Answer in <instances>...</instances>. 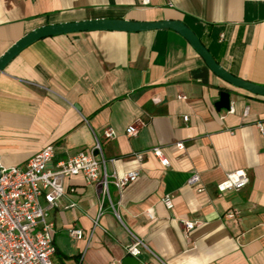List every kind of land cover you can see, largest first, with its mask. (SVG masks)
I'll return each mask as SVG.
<instances>
[{
	"label": "crops",
	"instance_id": "crops-1",
	"mask_svg": "<svg viewBox=\"0 0 264 264\" xmlns=\"http://www.w3.org/2000/svg\"><path fill=\"white\" fill-rule=\"evenodd\" d=\"M94 20L181 22L224 71L264 87V0H0V57L41 27ZM220 92L229 110L216 111ZM95 139L108 174L138 178L120 195L109 186L115 213L106 210L95 228L99 191L82 176L66 180L74 192L50 213L53 264H121L134 238L145 247L139 264H264V97L216 77L179 34L47 37L0 72V168L23 167L48 145L53 167ZM154 147L168 167L147 153ZM236 171L248 184L218 194ZM193 174L199 182L189 185ZM70 228L82 237L71 239Z\"/></svg>",
	"mask_w": 264,
	"mask_h": 264
},
{
	"label": "built area",
	"instance_id": "built-area-1",
	"mask_svg": "<svg viewBox=\"0 0 264 264\" xmlns=\"http://www.w3.org/2000/svg\"><path fill=\"white\" fill-rule=\"evenodd\" d=\"M182 119L186 121L187 117ZM259 130L262 132L261 126ZM125 133L127 136H135L137 128L129 126ZM113 136L111 130H107L104 134L105 138ZM175 146L182 149L181 143ZM147 153L157 159L162 167L169 166L168 159L159 148L154 147ZM53 156L54 149L48 145L27 159L23 167L0 168V264H53L54 224L50 221V213L67 193L74 192V189H67L66 180L82 176L85 184L92 185L99 191L97 212L92 221L95 228L106 210L115 213L109 186H113L120 195L138 178L137 171L122 176L115 173L108 174L97 139L91 149L77 151L51 167ZM134 157L141 161L143 154L138 153ZM198 182L197 174L191 175L187 181L189 185ZM247 184V175L243 171H236L226 174L225 178L216 185V191L218 194L239 191ZM203 190L199 187L197 192L201 193ZM161 202L168 210L172 209L169 197H164ZM73 206L70 204L66 208ZM148 216L152 218L151 214ZM234 217L235 214L231 212L224 215L228 220ZM183 226L188 231L193 225L184 223ZM68 235L71 239L77 240L82 237V231L70 228ZM143 249L145 247L142 242L134 238L125 247V254L137 258Z\"/></svg>",
	"mask_w": 264,
	"mask_h": 264
},
{
	"label": "water",
	"instance_id": "water-1",
	"mask_svg": "<svg viewBox=\"0 0 264 264\" xmlns=\"http://www.w3.org/2000/svg\"><path fill=\"white\" fill-rule=\"evenodd\" d=\"M172 30L183 37L192 49L201 57L208 69L225 83L242 89L252 95L264 97V87L254 85L247 81L238 79L228 72L224 71L211 57L207 49L201 44L199 39L181 22L164 21L158 23H138L123 20H94L78 23H64L57 25H48L36 29L14 45H12L0 57V72L4 67L24 48L30 44L47 37L66 35L82 32L112 31V32H142L149 30ZM216 111L229 110V95L226 92H220L218 101L214 104ZM121 264H139L133 257H125Z\"/></svg>",
	"mask_w": 264,
	"mask_h": 264
}]
</instances>
